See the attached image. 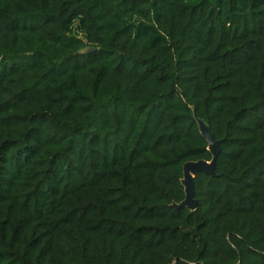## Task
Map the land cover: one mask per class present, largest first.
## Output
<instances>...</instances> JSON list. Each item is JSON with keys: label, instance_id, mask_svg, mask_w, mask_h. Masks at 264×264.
<instances>
[{"label": "trees", "instance_id": "trees-1", "mask_svg": "<svg viewBox=\"0 0 264 264\" xmlns=\"http://www.w3.org/2000/svg\"><path fill=\"white\" fill-rule=\"evenodd\" d=\"M0 264H264V0H0Z\"/></svg>", "mask_w": 264, "mask_h": 264}, {"label": "water", "instance_id": "water-1", "mask_svg": "<svg viewBox=\"0 0 264 264\" xmlns=\"http://www.w3.org/2000/svg\"><path fill=\"white\" fill-rule=\"evenodd\" d=\"M95 49L87 48L83 51L84 54L94 52ZM199 129L201 134L206 138L209 145V151L212 153V161L200 160L196 162H187L184 165V178L182 185L185 188L186 198L180 204H174L176 209L188 208L195 211L198 207V202L195 200V178L199 173H204L209 176H216V167L219 155L222 152L221 141L217 140L210 127L203 121L198 119Z\"/></svg>", "mask_w": 264, "mask_h": 264}, {"label": "rangeland", "instance_id": "rangeland-1", "mask_svg": "<svg viewBox=\"0 0 264 264\" xmlns=\"http://www.w3.org/2000/svg\"><path fill=\"white\" fill-rule=\"evenodd\" d=\"M75 31L76 33H78L79 36H81V31L77 27H75Z\"/></svg>", "mask_w": 264, "mask_h": 264}]
</instances>
